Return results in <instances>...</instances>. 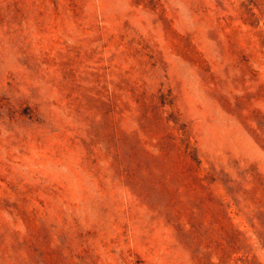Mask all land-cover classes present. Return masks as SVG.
<instances>
[{"label":"rangeland","instance_id":"1","mask_svg":"<svg viewBox=\"0 0 264 264\" xmlns=\"http://www.w3.org/2000/svg\"><path fill=\"white\" fill-rule=\"evenodd\" d=\"M0 264H264V0H0Z\"/></svg>","mask_w":264,"mask_h":264},{"label":"trees","instance_id":"2","mask_svg":"<svg viewBox=\"0 0 264 264\" xmlns=\"http://www.w3.org/2000/svg\"><path fill=\"white\" fill-rule=\"evenodd\" d=\"M160 97L162 99V100L160 99V101H159L160 107L164 108V107H166V96L160 95ZM168 121H170V120L168 119ZM172 122L174 123V125L177 124V121H172ZM182 136H183V138H181L180 144L183 146V151H182L183 156L185 159H189V160L194 162L196 160L195 154H194V149H192L189 146L188 137L187 136L184 137V132L182 133ZM191 165L192 164H189V167H192ZM196 168H199V167L196 166Z\"/></svg>","mask_w":264,"mask_h":264}]
</instances>
